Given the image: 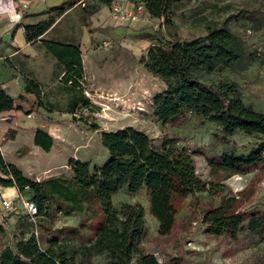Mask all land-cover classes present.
I'll return each instance as SVG.
<instances>
[{"label": "trees", "instance_id": "16d2710c", "mask_svg": "<svg viewBox=\"0 0 264 264\" xmlns=\"http://www.w3.org/2000/svg\"><path fill=\"white\" fill-rule=\"evenodd\" d=\"M97 1L109 4L110 0ZM139 1L149 15L156 16L179 0ZM72 3L64 0L45 10L61 13ZM83 9L91 16L97 5L90 1ZM48 24L49 20L24 23L26 39L35 40ZM38 42L61 69L75 66L80 71L77 43L44 38H38ZM254 56L244 51L242 38L228 28L226 20L206 25L199 35L188 38L173 35L150 44L140 60L149 74L164 83L163 90L151 98L152 116L161 125L176 127L188 114H193L218 126L219 135L215 137L220 143L228 142L227 137L237 132L264 137V112L241 100L236 82L218 79L205 83L197 78L199 72L210 74L225 68H244ZM69 76V73L63 75L66 79ZM24 90H30L36 99L39 96L37 86L31 81H26ZM16 99L23 101L21 95ZM13 100L0 87V113L17 108ZM99 140L106 152L100 166L89 169L85 162L69 159V176H49L36 181L4 162L0 154V173L6 177L0 178V185L13 186L21 195L27 189V199L35 205L31 230L20 232L11 245L0 249V264H92V257L98 254L109 264L181 263L178 256L158 262L152 253L146 252L141 244L145 233L143 207L133 202L121 203L115 209L111 196L121 188L128 195L143 189L148 214L157 224V234L176 243L178 235L188 231L187 222L177 216L186 196L204 189V183L194 173L191 153L175 146L169 138H163L153 148L150 138L131 126L101 131ZM51 143L52 138L45 130L35 128L34 146L47 151ZM206 164L218 181L208 184L211 187L221 186V181L233 175L262 171L264 141L245 154L233 150L213 154L206 158ZM241 193L221 194L215 205L195 200L191 217L196 214L194 219L208 235L225 236L231 241L237 240L241 233L263 237L264 210L243 205L238 208L242 203ZM77 214L83 216L76 225L53 226L57 216Z\"/></svg>", "mask_w": 264, "mask_h": 264}, {"label": "rangeland", "instance_id": "374dc122", "mask_svg": "<svg viewBox=\"0 0 264 264\" xmlns=\"http://www.w3.org/2000/svg\"><path fill=\"white\" fill-rule=\"evenodd\" d=\"M90 1L97 5L101 20L90 19L84 12L83 5ZM83 2L61 13L54 10L21 13V16L33 15L31 22L49 20L40 38L77 43L81 69L78 71L75 66L61 69L39 43L35 45L34 59L43 67L44 85L41 100L37 102L41 106L38 128L51 136L52 143L47 151H42L32 144L29 130L16 124V129L8 130L0 140L4 162L36 181L49 176H69V159L85 162L89 169L100 166L106 159L99 140L101 131L131 126L145 133L153 148L163 138H169L175 146L191 153L194 173L204 183V189L186 196L177 216L187 222L188 231L179 234L174 244L157 234V224L148 214L143 189L128 195L121 188L111 196L115 209L121 203L133 202L143 207L144 250L152 253L158 262L178 256L180 264H264V236L241 233L237 240L231 241L225 236L203 233L200 222L194 219L196 214L191 217L195 200L215 205L221 194L238 191L242 192L238 208L243 205L264 210V170L233 175L221 181V186L211 187L208 184L218 181L206 164V158L213 154L229 150L245 154L264 141V137L237 132L227 137L228 142L220 143L215 137L219 135L218 126L193 114H188L179 126L161 125L152 116L151 98L163 90L164 83L149 74L140 60L150 44L173 35L180 38L199 35L206 25L226 20L228 28L242 38L244 51L255 56L244 68H225L210 74L199 72L197 78L205 83L218 79L236 82L241 100L264 112V0H179L160 15H149L144 9L135 19L119 22L110 15L108 3ZM72 68L78 73V81L71 74L67 79H56L61 78L56 72L70 73ZM2 176L0 173V178H6ZM22 196L29 197V191L25 189ZM82 216H57L53 226H74ZM37 220L35 217V223ZM0 224V249L11 245L20 232L31 230V220L19 205L0 216ZM26 236L24 233L23 237ZM40 245H44V240ZM91 262L109 264L102 254L94 255Z\"/></svg>", "mask_w": 264, "mask_h": 264}, {"label": "crops", "instance_id": "0c3cea01", "mask_svg": "<svg viewBox=\"0 0 264 264\" xmlns=\"http://www.w3.org/2000/svg\"><path fill=\"white\" fill-rule=\"evenodd\" d=\"M19 1H25L27 3V7L24 9L25 12L27 14H33L41 12L64 0ZM65 1H73L70 6H74L77 2L82 0ZM98 11L99 10L89 16L90 19L100 18L101 20V14H99L100 12ZM32 16L33 15L25 16L22 14V16L14 21L10 19L5 12H0V87L8 96L14 99L13 105L17 106L15 109L0 113V118L6 116L5 119H0V140L3 139V136L8 130L16 129V124L29 130L32 140L33 131L35 128L41 126V116L39 114L41 106L37 102L41 100L44 92L41 76L43 67L41 63L34 59L36 53L35 45L39 43L38 38L40 37L38 35L35 40H27L22 26L24 23L31 22ZM65 72L66 71H63V73H59V71L56 72L55 75H60L61 77H57L56 79H66L63 77ZM70 74L74 80H79L78 73H76L73 68L69 75ZM26 81H31L37 86L39 91L37 99L30 90H24ZM27 87L30 88V85L28 86L27 84ZM18 95L23 97V101L16 99ZM27 113H29V116H26ZM1 193L4 198L10 199L13 198L17 192L13 186H9L2 187Z\"/></svg>", "mask_w": 264, "mask_h": 264}, {"label": "built area", "instance_id": "2783aa9c", "mask_svg": "<svg viewBox=\"0 0 264 264\" xmlns=\"http://www.w3.org/2000/svg\"><path fill=\"white\" fill-rule=\"evenodd\" d=\"M26 7L27 3L25 1L0 0V12H5L6 15L14 21L21 16L22 11ZM108 8L110 15L119 20L135 19L138 12L144 10L142 2L139 0H110ZM26 116H29V113H27ZM5 118L6 116L0 119ZM18 205L21 206L24 213L33 220L35 214L34 203L18 193H16L13 198L6 199L2 196L0 186V216H5L7 213L14 211L15 207ZM33 233L35 234V230Z\"/></svg>", "mask_w": 264, "mask_h": 264}]
</instances>
